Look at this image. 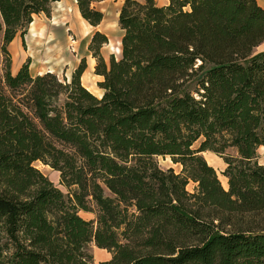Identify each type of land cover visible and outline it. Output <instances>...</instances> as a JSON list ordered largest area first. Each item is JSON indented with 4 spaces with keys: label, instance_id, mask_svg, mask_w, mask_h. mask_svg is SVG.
Instances as JSON below:
<instances>
[{
    "label": "trees",
    "instance_id": "16d2710c",
    "mask_svg": "<svg viewBox=\"0 0 264 264\" xmlns=\"http://www.w3.org/2000/svg\"><path fill=\"white\" fill-rule=\"evenodd\" d=\"M57 1L0 0V264H93L90 242L111 253L98 264H264V8L122 0L119 56L98 30L88 44L98 97L84 57L69 80L11 70L9 44ZM97 1L75 0L91 26Z\"/></svg>",
    "mask_w": 264,
    "mask_h": 264
},
{
    "label": "rangeland",
    "instance_id": "374dc122",
    "mask_svg": "<svg viewBox=\"0 0 264 264\" xmlns=\"http://www.w3.org/2000/svg\"><path fill=\"white\" fill-rule=\"evenodd\" d=\"M155 1L158 5H164L168 2V0ZM121 4L122 0L95 2L94 6L102 11L103 19L97 26H91L83 21L75 0H59L53 3L49 16L41 13L33 17L36 29L42 30L41 34L33 35L27 28L23 38L17 34L12 43L9 44L12 72L15 73L21 64L29 59V71L32 75L52 72L60 79L69 80L72 71L80 59L84 57L86 69L81 76V82L99 97L102 91L97 83L102 80V77L94 73L95 59L88 50V44L92 34L98 30L106 34L108 38L107 43L100 49L105 60L108 61L111 54L119 56L122 30L118 25V14ZM255 50L257 51V49ZM193 86L194 81H190L186 87L192 89ZM196 146L197 143L194 144V147ZM229 152L233 154V151L229 150ZM202 155L216 169L222 185L226 186V178L221 174L225 166L223 159L210 151L203 152ZM155 160L163 170L173 168L178 173L181 169L180 164L173 163L170 156H157ZM258 161L264 164V146L258 149ZM34 164L56 187L67 195L69 189L60 183L59 173L56 170L40 161ZM193 187L194 183L192 182L187 185L189 191H193ZM80 215L86 219L95 218L94 212H80ZM87 248L93 256V264H98L99 261L111 256L110 252L96 247L93 242H90Z\"/></svg>",
    "mask_w": 264,
    "mask_h": 264
},
{
    "label": "crops",
    "instance_id": "0c3cea01",
    "mask_svg": "<svg viewBox=\"0 0 264 264\" xmlns=\"http://www.w3.org/2000/svg\"><path fill=\"white\" fill-rule=\"evenodd\" d=\"M58 2V1H57ZM257 2H258V4L262 7V8H264V0H257ZM83 19V18H82ZM83 21L86 23V21L83 19ZM87 24V23H86ZM29 32L31 33V34H33V35H39V34H41V32H42V30H37L36 29V27H35V23H31V25H30V27H29ZM15 39V38H14ZM13 39V40H14ZM12 40V41H13ZM12 43V42H11ZM10 43V44H11ZM256 49H257V51H263L264 50V42L263 43H261V44H259L257 47H256ZM101 95V94H100ZM99 95V96H100ZM260 163V162H259ZM109 257H106V258H104V259H108Z\"/></svg>",
    "mask_w": 264,
    "mask_h": 264
}]
</instances>
